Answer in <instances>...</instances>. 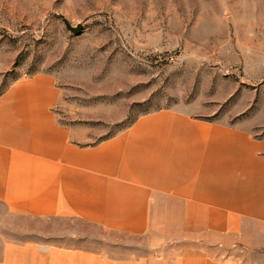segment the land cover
<instances>
[{"label":"crops","instance_id":"0c3cea01","mask_svg":"<svg viewBox=\"0 0 264 264\" xmlns=\"http://www.w3.org/2000/svg\"><path fill=\"white\" fill-rule=\"evenodd\" d=\"M59 99L45 72L0 93V264H264V135L159 108L90 140Z\"/></svg>","mask_w":264,"mask_h":264},{"label":"rangeland","instance_id":"374dc122","mask_svg":"<svg viewBox=\"0 0 264 264\" xmlns=\"http://www.w3.org/2000/svg\"><path fill=\"white\" fill-rule=\"evenodd\" d=\"M38 72L90 140L159 108L264 135V0H0V93Z\"/></svg>","mask_w":264,"mask_h":264},{"label":"water","instance_id":"95a60500","mask_svg":"<svg viewBox=\"0 0 264 264\" xmlns=\"http://www.w3.org/2000/svg\"><path fill=\"white\" fill-rule=\"evenodd\" d=\"M68 30H70L74 35H79L82 32L83 26L78 23L76 26H72L66 19H63Z\"/></svg>","mask_w":264,"mask_h":264}]
</instances>
